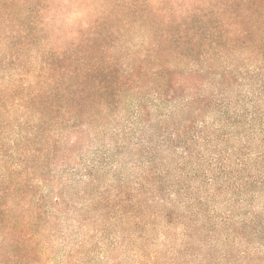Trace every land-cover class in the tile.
Masks as SVG:
<instances>
[{"label":"trees","instance_id":"16d2710c","mask_svg":"<svg viewBox=\"0 0 264 264\" xmlns=\"http://www.w3.org/2000/svg\"><path fill=\"white\" fill-rule=\"evenodd\" d=\"M0 264H264V0H0Z\"/></svg>","mask_w":264,"mask_h":264}]
</instances>
